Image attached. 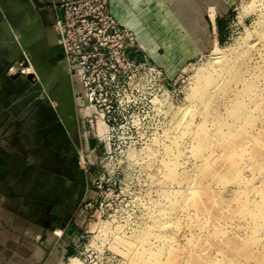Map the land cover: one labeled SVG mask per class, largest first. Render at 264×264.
Instances as JSON below:
<instances>
[{"label": "rangeland", "instance_id": "1", "mask_svg": "<svg viewBox=\"0 0 264 264\" xmlns=\"http://www.w3.org/2000/svg\"><path fill=\"white\" fill-rule=\"evenodd\" d=\"M217 45L115 116L44 264H264V0H231Z\"/></svg>", "mask_w": 264, "mask_h": 264}, {"label": "crops", "instance_id": "2", "mask_svg": "<svg viewBox=\"0 0 264 264\" xmlns=\"http://www.w3.org/2000/svg\"><path fill=\"white\" fill-rule=\"evenodd\" d=\"M230 2L110 0L109 11L135 35L137 58L172 80L219 45ZM54 24L45 0H0V264H44L53 226L74 225L67 214L82 200L84 168L94 163L92 153L75 166L66 157L82 146ZM25 49L38 80L6 74ZM88 138L93 152L98 143L89 131Z\"/></svg>", "mask_w": 264, "mask_h": 264}, {"label": "built area", "instance_id": "3", "mask_svg": "<svg viewBox=\"0 0 264 264\" xmlns=\"http://www.w3.org/2000/svg\"><path fill=\"white\" fill-rule=\"evenodd\" d=\"M45 1L55 13L57 45L78 79L77 100L90 111L88 131L97 142H107L106 133L115 116H124L134 104L142 103L145 79L161 86L167 78L160 68L137 58L135 35L112 16L110 0ZM6 74L39 79L29 51ZM56 234L60 239L61 232Z\"/></svg>", "mask_w": 264, "mask_h": 264}, {"label": "flooded vegetation", "instance_id": "4", "mask_svg": "<svg viewBox=\"0 0 264 264\" xmlns=\"http://www.w3.org/2000/svg\"><path fill=\"white\" fill-rule=\"evenodd\" d=\"M53 29L55 30L54 26ZM63 60L62 66H61V71L64 75V79L69 82L71 85V99L73 101V106L75 110V115H76V135L80 140L81 143V150L76 151L75 153L67 154V160L73 162V165L75 166L76 163L78 165L77 159L80 157H83L85 160H89L88 153H92V151L88 148L89 147V138H88V128H87V118L90 115V111L85 107V103L83 101L77 100L76 97V90H77V83H76V77L74 74L70 71L68 68L66 62ZM50 105L54 108L57 107V103L49 101ZM89 177V183H91V172L90 170L85 171ZM88 183V184H89ZM87 184V185H88ZM81 202V201H80ZM80 202H75L74 204V210L71 213H68L67 215L70 216L71 222L74 224L73 226H76V219L75 216L79 213V204ZM72 227L70 225H66L65 227H58V226H53L52 228V233L53 236L56 238L54 241V245L60 244L61 238L69 231ZM56 232H61V238L59 239L57 237Z\"/></svg>", "mask_w": 264, "mask_h": 264}, {"label": "bare ground", "instance_id": "5", "mask_svg": "<svg viewBox=\"0 0 264 264\" xmlns=\"http://www.w3.org/2000/svg\"><path fill=\"white\" fill-rule=\"evenodd\" d=\"M216 49H217L216 51H218V45H217ZM75 80H76V83H78V79L76 78ZM99 124H100V128H103V121L102 120H100ZM56 260L57 259H56V255H55L54 257H52V259L49 261L48 264H56V262H57V264H62L61 261H56Z\"/></svg>", "mask_w": 264, "mask_h": 264}, {"label": "water", "instance_id": "6", "mask_svg": "<svg viewBox=\"0 0 264 264\" xmlns=\"http://www.w3.org/2000/svg\"><path fill=\"white\" fill-rule=\"evenodd\" d=\"M25 51H29V50H28V49H25ZM29 53H30V52H29ZM30 54H31V53H30ZM17 60H19V58L16 59L14 62H16ZM14 62H13V63H14ZM32 62H33V59H32ZM13 63H12V64H13ZM9 67H10V66H9ZM9 67H8V68H9ZM8 68H7V70H8ZM7 70H6V72H7ZM35 71H36V73H37V75H38V77H39V79H40V75H39V73L37 72L36 69H35ZM30 77H32V76H28V77H26V78H30Z\"/></svg>", "mask_w": 264, "mask_h": 264}]
</instances>
